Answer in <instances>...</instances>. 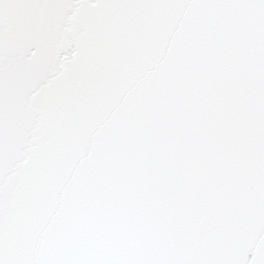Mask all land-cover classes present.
<instances>
[{
    "label": "snow or ice",
    "instance_id": "snow-or-ice-1",
    "mask_svg": "<svg viewBox=\"0 0 264 264\" xmlns=\"http://www.w3.org/2000/svg\"><path fill=\"white\" fill-rule=\"evenodd\" d=\"M0 264H264V0H0Z\"/></svg>",
    "mask_w": 264,
    "mask_h": 264
}]
</instances>
